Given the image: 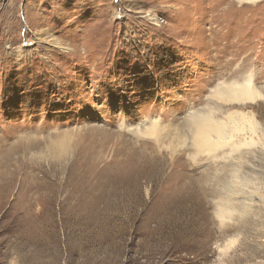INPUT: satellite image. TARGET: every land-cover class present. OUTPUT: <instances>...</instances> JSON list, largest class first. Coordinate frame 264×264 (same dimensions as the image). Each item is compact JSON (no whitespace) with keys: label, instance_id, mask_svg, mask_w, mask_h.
Returning a JSON list of instances; mask_svg holds the SVG:
<instances>
[{"label":"rangeland","instance_id":"rangeland-1","mask_svg":"<svg viewBox=\"0 0 264 264\" xmlns=\"http://www.w3.org/2000/svg\"><path fill=\"white\" fill-rule=\"evenodd\" d=\"M247 76L264 0H0V264H264V99L212 96ZM209 109L263 136L196 154Z\"/></svg>","mask_w":264,"mask_h":264},{"label":"bare ground","instance_id":"bare-ground-1","mask_svg":"<svg viewBox=\"0 0 264 264\" xmlns=\"http://www.w3.org/2000/svg\"><path fill=\"white\" fill-rule=\"evenodd\" d=\"M242 1L250 2L253 0ZM261 92L254 86L252 77L247 76L236 82L218 83L212 90V96L223 104L244 106L253 103L255 100H263L264 93ZM144 124L143 131L138 130V133L151 134L164 129L157 119L149 120ZM184 124L188 130L187 134L191 137L189 145L194 149V153H206L214 157H216L215 153L218 150L227 149L230 153H236L242 148L254 147L257 142L253 136L258 134L263 136L261 126L253 112L242 109L229 111L222 119L217 118L211 109L192 112L187 116ZM173 134H175H171L174 136L173 138L181 139L182 135L176 132ZM224 202L218 208V215L221 218L227 217L235 209L233 200L227 199Z\"/></svg>","mask_w":264,"mask_h":264}]
</instances>
